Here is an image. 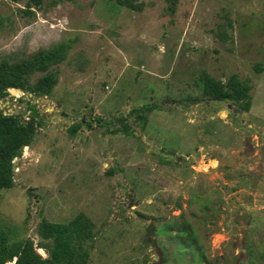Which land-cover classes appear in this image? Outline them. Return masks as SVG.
<instances>
[{
  "label": "rangeland",
  "instance_id": "374dc122",
  "mask_svg": "<svg viewBox=\"0 0 264 264\" xmlns=\"http://www.w3.org/2000/svg\"><path fill=\"white\" fill-rule=\"evenodd\" d=\"M0 17V60L67 46L49 94L0 98L34 125L0 189L11 245L46 257L41 222L84 214L87 264H264V0H0ZM233 76L248 112L205 95Z\"/></svg>",
  "mask_w": 264,
  "mask_h": 264
},
{
  "label": "trees",
  "instance_id": "16d2710c",
  "mask_svg": "<svg viewBox=\"0 0 264 264\" xmlns=\"http://www.w3.org/2000/svg\"><path fill=\"white\" fill-rule=\"evenodd\" d=\"M20 3L23 0H10ZM39 6L43 0H30ZM70 0H54L59 4ZM28 9L31 3H27ZM31 13V12H29ZM2 18L0 17V27ZM67 46L61 44L48 51H40L26 59L10 62L0 60V98L8 95L9 89L29 91L36 95L49 94L58 82V72H52V65L62 62ZM36 73H42L34 84L30 79ZM250 87L233 76L227 89L220 82L209 79L204 89L205 95L211 99L231 100L240 104L248 112L251 107L249 99ZM144 111L154 110L153 106H144ZM33 116L38 112L32 108ZM78 126H76L77 128ZM34 134L33 123L22 124L16 116L4 115L0 110V189L12 186V161L18 157L25 146H29ZM42 239L39 247L45 249L43 257L36 251L34 242L27 240L13 246L8 242L7 234L0 228V264H87L89 252L85 244L94 238V224L84 214L78 215L67 224L42 221L38 231Z\"/></svg>",
  "mask_w": 264,
  "mask_h": 264
},
{
  "label": "water",
  "instance_id": "95a60500",
  "mask_svg": "<svg viewBox=\"0 0 264 264\" xmlns=\"http://www.w3.org/2000/svg\"><path fill=\"white\" fill-rule=\"evenodd\" d=\"M15 262H16V259L13 261V263H11V264H15Z\"/></svg>",
  "mask_w": 264,
  "mask_h": 264
},
{
  "label": "flooded vegetation",
  "instance_id": "af4514ba",
  "mask_svg": "<svg viewBox=\"0 0 264 264\" xmlns=\"http://www.w3.org/2000/svg\"><path fill=\"white\" fill-rule=\"evenodd\" d=\"M85 122V120L83 121V123Z\"/></svg>",
  "mask_w": 264,
  "mask_h": 264
}]
</instances>
